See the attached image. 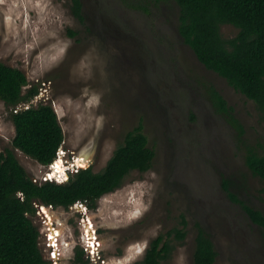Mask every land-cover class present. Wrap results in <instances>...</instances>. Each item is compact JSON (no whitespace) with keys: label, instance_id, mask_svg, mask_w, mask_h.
<instances>
[{"label":"rangeland","instance_id":"obj_1","mask_svg":"<svg viewBox=\"0 0 264 264\" xmlns=\"http://www.w3.org/2000/svg\"><path fill=\"white\" fill-rule=\"evenodd\" d=\"M82 1L85 24L70 0H0V62L27 75L25 91L35 85L40 91L34 103L17 108L51 105L67 162L80 158L95 172L140 122L156 156L149 171H132L94 209L36 201L29 216L47 264H79V248L89 264H142L152 240L176 228L187 235L167 236L171 251L161 264H193L200 226L214 241L215 264H264V234L229 194L264 211V181L246 164L247 147L263 152L264 145V118L254 101L185 44L175 1ZM221 32L228 39L238 29L226 24ZM211 86L233 107L243 137L215 109ZM14 110L0 98V150L12 151L43 181L50 166L14 146ZM58 168L64 171L60 162Z\"/></svg>","mask_w":264,"mask_h":264},{"label":"trees","instance_id":"obj_2","mask_svg":"<svg viewBox=\"0 0 264 264\" xmlns=\"http://www.w3.org/2000/svg\"><path fill=\"white\" fill-rule=\"evenodd\" d=\"M70 1L72 14L85 24L88 19L83 1ZM146 1L155 4L175 1L180 13L178 31L185 44L208 70L254 101L264 118V0ZM226 24L238 29L235 37L227 39L222 35L221 27ZM69 32L71 36L76 35L73 30ZM28 84V77L22 70L0 62V98L15 109L12 113L16 129L14 146L40 164L49 166L63 146L65 134L55 109L49 104L40 103L16 111L19 104L39 95L37 85L25 91ZM209 91L215 109L226 115L239 137H243L245 129L233 107L213 86ZM259 147L263 152L256 146L247 147L246 164L254 176L264 181V145L259 144ZM155 156L142 122L126 135L102 171L95 172L88 166L75 171L68 182L61 184L35 182L12 151L0 150V264H47L40 247V230L29 216L37 212L36 201L65 209L83 201L94 209L97 201L120 188L132 171H149ZM224 189L229 192L228 182ZM229 194L264 234V211ZM183 226H187L185 217ZM186 235V228L159 235L150 243L142 264H161L171 251L167 236L183 240ZM217 256L211 235L200 226L193 264H215ZM76 260L79 264H89L80 248Z\"/></svg>","mask_w":264,"mask_h":264},{"label":"built area","instance_id":"obj_3","mask_svg":"<svg viewBox=\"0 0 264 264\" xmlns=\"http://www.w3.org/2000/svg\"><path fill=\"white\" fill-rule=\"evenodd\" d=\"M39 95H37L33 100V103L35 102L36 99H38ZM20 105V104H19ZM18 105V106H19ZM26 105V104H25ZM23 105L22 107H20V109H16L17 110H21V109H27V108H30L32 104L29 103V105ZM17 106V107H18ZM66 157H67V153L66 151L61 147L59 150H58V153H57V157L56 159L54 160V162L49 165L50 166V169L48 172L45 173V175L43 176L42 180L43 181H38L37 179H34L35 182L37 183H43V182H48V181H52V182H57V183H65L67 182L69 179H70V175L72 173H74L75 171L77 170H80L81 168H85L83 167L80 163H79V160L80 158H77V157H74V161L73 162H70L66 160ZM60 162L61 165L63 166V168L65 169L64 170V173L61 174L59 172V169H55L57 166V162ZM54 170H57L58 171V176H53L54 175ZM74 208L76 209H80L81 208H85V210L88 209V206L86 203H84L83 201H78L76 202L74 205Z\"/></svg>","mask_w":264,"mask_h":264},{"label":"bare ground","instance_id":"obj_4","mask_svg":"<svg viewBox=\"0 0 264 264\" xmlns=\"http://www.w3.org/2000/svg\"><path fill=\"white\" fill-rule=\"evenodd\" d=\"M58 163H59V161L57 162V165H56L57 167H56L55 169H59V168H58ZM64 170H65V169H64ZM54 172H55V173H54L53 176H58V171H57V170H54ZM59 172L61 173L60 169H59ZM63 173H64V171H63L61 174H63Z\"/></svg>","mask_w":264,"mask_h":264},{"label":"clouds","instance_id":"obj_5","mask_svg":"<svg viewBox=\"0 0 264 264\" xmlns=\"http://www.w3.org/2000/svg\"><path fill=\"white\" fill-rule=\"evenodd\" d=\"M85 168H86V167H85ZM81 169H82V168H81ZM68 181H69V180H68ZM68 181H67V182H68ZM65 183H66V182H65Z\"/></svg>","mask_w":264,"mask_h":264},{"label":"flooded vegetation","instance_id":"obj_6","mask_svg":"<svg viewBox=\"0 0 264 264\" xmlns=\"http://www.w3.org/2000/svg\"><path fill=\"white\" fill-rule=\"evenodd\" d=\"M256 225V224H255ZM258 226V225H257Z\"/></svg>","mask_w":264,"mask_h":264}]
</instances>
